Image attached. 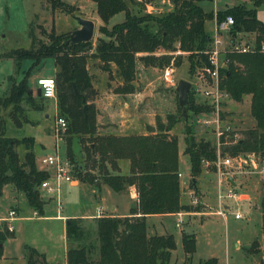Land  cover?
Instances as JSON below:
<instances>
[{"label":"trees","instance_id":"obj_1","mask_svg":"<svg viewBox=\"0 0 264 264\" xmlns=\"http://www.w3.org/2000/svg\"><path fill=\"white\" fill-rule=\"evenodd\" d=\"M47 1L53 9L60 8L73 14L72 6L64 0ZM91 1L95 3L96 13L104 24L113 15L124 12V20L109 30L104 25L100 26L99 30L105 37H98L95 44L89 40L70 46L67 42L69 34L56 33L51 29L46 40L37 38L34 44L36 37L28 32L33 38L29 47L13 48L3 53V57L13 58L17 64L24 59L30 60L31 64L8 94L0 96V196L5 186H11L15 194L25 195L28 205L39 216L43 213L40 185L50 177V172L37 165L33 136L17 139L6 135V119H11L16 126L29 121L26 117H18L23 111V101L35 110L43 108L42 95L32 96L27 79L46 58H53L56 112L67 123L61 137L67 143L66 158L71 169L73 167V177L96 187L98 182L105 184L115 192L134 186L137 192V204L130 208L127 215L96 217L97 258L91 257L94 245L82 244L67 249L66 264H169L172 251L176 248L174 236L171 233L149 235L146 217L198 210L181 202L178 138L169 133L180 119L186 123L184 153L189 158L193 179L202 172L203 160L216 158L215 138H197L193 125L187 123L189 115L198 118V115L212 111L206 99L202 103L195 102L198 94L193 80L203 68L211 66L205 52L211 43V35L204 27L209 18L219 23L228 16L232 17L229 36L233 41L240 39L242 34H255L251 39L254 40L255 50L245 53L229 51L224 54L226 63L218 70V83L230 99L237 102H242L246 97L250 99L251 115L256 123L243 132L236 130L225 133L230 135L229 139H225L223 134L220 143L223 154H251L257 161L264 159V52L261 50L264 45V22L258 18V7L264 0H256L254 7L238 4L215 13L213 10H204L202 3L208 0H171L170 9L167 8L162 14L132 12L131 7L136 4V0ZM144 1L150 4L154 2ZM178 50L183 51L184 55H176L174 65L176 67L182 58L186 59L192 84L185 113L180 108L178 115H167L166 123L156 117L155 126H148L147 134L101 133L98 130L95 103L98 94L95 83L98 84L99 79L96 80L89 72V60L96 62L101 71L107 72L109 79L118 81L114 87L107 81L105 87L124 96L135 91L137 61L143 62L144 66H167L172 55H155L154 52ZM204 78L211 82L207 75ZM85 105L87 108L84 111ZM220 118L223 119L221 112ZM234 132L240 137L232 142ZM210 133H213L212 130ZM73 139L78 145L76 151L71 148ZM18 146L23 147L22 155L17 150ZM122 161H128L126 174L121 172ZM259 209L262 212L264 233V196ZM81 223V217L66 219L65 237L68 241L82 239L84 230ZM8 232L4 224L0 230V242L8 236ZM195 244L194 236L182 233V248L187 264L195 252ZM25 249L27 264H63L48 262L44 253L35 247L26 245ZM247 252L251 256L261 253L259 241L255 240ZM38 258H41V262ZM198 264L219 262L216 257H209Z\"/></svg>","mask_w":264,"mask_h":264},{"label":"rangeland","instance_id":"obj_2","mask_svg":"<svg viewBox=\"0 0 264 264\" xmlns=\"http://www.w3.org/2000/svg\"><path fill=\"white\" fill-rule=\"evenodd\" d=\"M72 6V13L69 14L60 8L53 9L47 0H0V96L8 94L14 83H18L24 76L25 71L30 66L31 61L24 59L17 62L10 57H3V53L13 48H27L32 44V36L46 40V35L51 29L56 33L70 34L79 26L74 16L90 17L93 15L94 8L91 2L86 0H64ZM133 5L132 12L136 14L149 13L150 3L144 0H136ZM153 9L156 14L164 13L167 8L171 7V0H152ZM256 0H208L202 3L205 11L224 10L238 4H246L248 7H254ZM258 18L264 22V3L258 7ZM124 20V12L113 15L107 24L102 23L95 29L91 38L93 44L96 43L98 37H105L99 30L104 25L109 30L114 24ZM151 24V23H150ZM149 24V25H150ZM144 25V24H143ZM214 19L209 18L205 21L204 27L209 35L213 34ZM28 32L33 33L29 35ZM245 39H252L255 34H242ZM172 55L167 66H172L173 77L176 81L175 86H170L163 79V71L167 66L148 65L144 66L143 62L137 61L136 78L134 80L135 89L143 95L141 100L133 101L134 96L131 95V105H136L144 115L142 118L146 123L155 126V119L159 117L163 123L167 121V115H178L180 107L178 105V95L175 87L179 79L189 81L188 63L182 58L180 65L175 67V56L184 55L183 51H157L155 55L166 54ZM89 72L99 79V83L105 84L109 81L110 85H118V81L114 78H108L107 72L101 71L96 62L89 60ZM55 72L53 58H46L42 64L37 67L27 79L28 87L31 89L32 96L37 95V79L39 77L53 76ZM103 74L102 80L101 75ZM195 83L199 82V75L193 79ZM105 83H104V82ZM96 84V83H95ZM99 86V84H96ZM120 98V97H117ZM127 99L123 96V101ZM129 99V98H128ZM43 108L40 110L33 109L25 101L22 102L23 111L18 114L20 119L25 117L28 122L23 121L21 126H16L11 119H6V135L9 137L20 139L25 136H33L35 141L40 142L34 148L37 165L39 168H46L42 162V157L58 153L63 158L66 157L67 143L63 137L56 139L54 133V122L57 116L55 99H41ZM205 100L201 95L195 96L196 103H202ZM123 101L116 99L115 105L118 107L123 105ZM133 103V104H132ZM210 104V103H209ZM188 105V102L186 106ZM185 106V107H186ZM223 115L221 124H228L231 130L244 131L255 126V120L251 115L250 99L246 97L242 102L228 99L224 104L219 106ZM186 111V109H185ZM190 113V112H189ZM192 114V113H191ZM212 118V113L190 116L187 119L193 125V130L197 138L204 136L205 138H216L213 129L209 126H203L200 123L202 117ZM197 120V121H196ZM185 121L180 119L174 128L169 132L178 138L179 165L178 170L181 174L180 191L181 202L197 208V211L186 212L188 214L181 216L171 215L163 218L152 217L148 219V234H167L171 233L176 242V248L172 251L169 264H187L184 259L182 248V232L196 237V251L192 255V259L188 264H198L199 261L214 256L218 258L219 264H264V233L262 230V212L259 209L261 198L264 196V175L254 173L248 168L223 167L222 171L234 180L235 189L238 194L248 193L249 200L235 201V199H225L229 205L225 210V216L216 213L218 209V173L215 167L202 166V172L195 177L190 174L189 158L184 153L185 138ZM150 126V124H147ZM152 127V126H150ZM212 130V134L210 131ZM207 135H204V134ZM213 139V138H212ZM229 139V138H227ZM233 142V141H232ZM215 143V141H214ZM225 144H229L226 142ZM71 148L76 151L78 145L76 139L71 142ZM20 155L23 154V147L17 148ZM223 153V147H220ZM76 153V152H75ZM40 159V160H39ZM235 164V162L233 161ZM73 169V167H72ZM50 172V171H49ZM51 175V173H50ZM90 185V184H89ZM90 190L82 184L73 185L68 182L61 184V194L66 192V197H62L59 206L56 199L52 198L55 194L47 193L41 190L42 199L44 201L43 213L41 216H33V209L27 203L23 193L15 194L11 186H5L0 196V216H7L12 207L19 210V216L24 217L14 222L16 231L14 236L12 232H8V236L0 242V256H5L0 260V264H8L10 262L16 264H27L26 245L37 247L40 253L45 251L48 262H60L66 264V257L63 248L67 251L69 247H77L82 244L94 245L91 257L96 259L97 251V235H96V217H82L81 227L84 235L80 241H68L64 235V224L66 218L80 216L81 214H96L97 202L93 199ZM85 187V188H84ZM87 189V190H86ZM223 191L225 187L222 186ZM197 197V202H191ZM238 204L243 205L244 218L236 219L234 213L238 209ZM16 208L14 209L16 211ZM184 213V211H180ZM109 215L108 212H104ZM57 215L64 216L65 219L56 218ZM28 216L31 217L28 219ZM27 217V218H26ZM181 219V226L175 225L178 219ZM195 219L196 222L190 221ZM5 221H0V227L3 229ZM6 232V230H4ZM195 234V235H194ZM255 240L259 241L261 253L251 256L247 249L251 247ZM45 255V254H44ZM41 262V258H38Z\"/></svg>","mask_w":264,"mask_h":264},{"label":"built area","instance_id":"obj_3","mask_svg":"<svg viewBox=\"0 0 264 264\" xmlns=\"http://www.w3.org/2000/svg\"><path fill=\"white\" fill-rule=\"evenodd\" d=\"M218 0H213L215 3ZM148 12H156L153 9L151 4L150 10ZM216 11H214L215 13ZM233 24L232 17L228 16L221 22H216L214 19V26H213V34L211 35V43L209 49L205 51L208 55V60L211 66L203 68L199 75V82L195 84V91L198 95H201L210 103L212 106V113L214 116L212 118H207L206 116L202 117L200 120L201 125L206 127H211L213 132L216 135V147H217V154L214 160H203L202 165L203 167L213 166L216 168L218 173V192H217V199H218V209L216 211L217 214L221 216H225V210L228 209L226 206L225 199H235V201H242V195L238 194L234 183H231L228 178L227 174L222 171L223 167H232L238 166V168H248L250 167V171L254 173H260L264 175V159L261 161H257L253 155L251 154H237V155H228L223 154L220 152V137L223 136L224 138H230L229 134L235 129L231 130V126L228 124H221L222 119L220 118V109L219 106L224 104L228 99L229 95L220 89L218 83V70L221 66L226 63V59L223 58L226 52H249L255 50L254 40L245 39L243 36L233 41L230 39L229 31ZM254 38V37H253ZM261 50L264 52V45L261 47ZM180 53V51H176ZM204 75H207L208 78L211 80L209 83L205 80ZM163 79L167 82L170 86H175L176 81L173 77V68L172 66L165 67L163 71ZM38 88L40 89V93L43 98L45 99H55L56 98V80L53 76L48 77H39L37 79ZM203 115V114H202ZM66 120L61 116L55 117L54 122V133L56 139H59L61 135L64 133L66 129ZM234 140L240 137L237 133L234 132L233 134ZM235 162V164L233 163ZM42 162L46 165V169L50 171L51 175L48 179L44 180L41 185L40 189L44 190L47 193H53L55 196L52 198L56 199L57 204L61 205V184L63 182L73 183L75 180L72 175L71 165L68 159L65 157L63 158L58 153L50 154L42 158ZM178 176L181 177L180 172ZM232 178V177H231ZM233 180V179H232ZM234 181V180H233ZM222 186L226 189L223 191ZM191 202H197V197H194ZM243 206L238 204V209L234 213V217L236 219L244 218V214L242 213ZM183 213L178 212L177 215L181 216ZM37 211L33 212V216H37ZM102 212L101 209L98 207L97 209V216H101ZM17 213L14 209L9 210L7 217H5L6 227L11 232L14 229L13 221L16 219ZM181 224V219L179 218L176 222V226Z\"/></svg>","mask_w":264,"mask_h":264},{"label":"crops","instance_id":"obj_4","mask_svg":"<svg viewBox=\"0 0 264 264\" xmlns=\"http://www.w3.org/2000/svg\"><path fill=\"white\" fill-rule=\"evenodd\" d=\"M86 1L91 2V6L94 8L93 15L90 17L89 16L88 17L83 16L81 18L89 19V20L93 21L94 32H95V29L101 24V20L96 13L95 3L91 0H86ZM77 28H79V26ZM100 77H101L100 80H102L103 74ZM96 84H95V88L98 90V94H97V97L95 99V103H96L97 111H98V113H97L98 130L101 133H114L117 135L147 134L148 133L147 124H150V126H152V127H153V124L151 125V123H149V122L146 123L145 121H143L142 118H144L143 117L144 115L142 114V112H138L139 109L137 106H135L136 103H135L134 107H133V105H131V98L132 97H129V96L133 95L134 96L133 101L136 100L135 102H137V99L141 100V96L143 95V93H141L135 89V91L133 93L125 94L124 96H126L127 99L125 101H123V95L114 93L110 88H106L105 85L102 83L101 84L98 83L99 86H97ZM117 97H120L121 100L123 101L122 107L121 106L118 107L117 105H115L114 102H116V99H120ZM35 144L39 145L40 142L35 141ZM37 159H38V157H37ZM120 168H121V172L126 174L128 172V161H122L120 163ZM193 182H195V181H193ZM71 184H73V185L82 184L83 186H86L90 190V187H89L90 185L86 182H81L79 180H75ZM92 187H93V188H91L92 197L98 204V206L96 207V214H93V213L89 214L88 213V214H81L80 216H75V217H81V218L82 217L83 218L99 217V216H97L98 207L101 209L102 215H105L104 212L107 211L108 214L111 216H124V215H127L129 213V210L131 207H133L137 204V192H136V189L134 186H127L126 188H124L123 190H121L119 192H115L111 188H109L107 185L100 184L99 182H98V187H96V186H92ZM66 195H67L66 192L62 193V197H66ZM242 198H244L243 200H249L250 201L251 197L249 196L248 193H245V194H242ZM226 206L229 207L228 204H226ZM15 208L16 207H12L11 209H15ZM16 213H17V217L13 221L14 229H13V231H11L12 232L11 236H14L15 231H16V227H15L14 222L24 218V217L19 216V210L17 208H16ZM183 214L188 216V214L186 212H184ZM171 215L179 216V215H177V213H175V214H151V215H147L146 223L148 222V219L152 218V217L163 218V217L171 216ZM5 217H7V216H3V217L0 216V221H5L4 220ZM30 218L31 217L28 216V219H30ZM56 218H60L62 220L65 219L64 216H62V215H57ZM190 221H192L193 223L196 222L195 219H191ZM175 225H176V223H175ZM180 226H181V224L177 227H180ZM148 229L149 228L147 225V230ZM0 230H2L1 227H0ZM64 235H65V224H64ZM65 239H66V237H65ZM195 242H197L196 237H195ZM35 248L38 249L37 247H35ZM64 248H63V253L66 257V250ZM195 251H196V249H195ZM41 252H43L45 254V257L48 258L47 252H45V251H41ZM3 257H5V256L1 255L0 260ZM211 257H214V256H211Z\"/></svg>","mask_w":264,"mask_h":264},{"label":"water","instance_id":"obj_5","mask_svg":"<svg viewBox=\"0 0 264 264\" xmlns=\"http://www.w3.org/2000/svg\"><path fill=\"white\" fill-rule=\"evenodd\" d=\"M78 23H79V28L74 29L67 38V42H69L70 46L74 45V44H78L81 42H86L91 40V38L94 35V23L93 21L89 20V19H84L81 18L79 16H74ZM71 85L74 87V83L72 82ZM192 87V84L190 81L185 80V79H179L177 82V85L175 87V91L178 95V104L182 110V113H185V106L188 102V94L189 91ZM75 92L77 93V91L75 90ZM37 95H41L40 93V89H37ZM87 105L84 106V111L86 110ZM228 180L233 183V180L231 177L228 178ZM193 181H195L193 179ZM1 246V244H0Z\"/></svg>","mask_w":264,"mask_h":264}]
</instances>
